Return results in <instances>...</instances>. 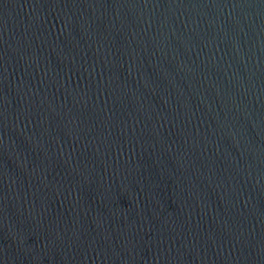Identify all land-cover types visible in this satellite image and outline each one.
<instances>
[{
	"label": "water",
	"instance_id": "1",
	"mask_svg": "<svg viewBox=\"0 0 264 264\" xmlns=\"http://www.w3.org/2000/svg\"><path fill=\"white\" fill-rule=\"evenodd\" d=\"M0 264H264V0H0Z\"/></svg>",
	"mask_w": 264,
	"mask_h": 264
}]
</instances>
